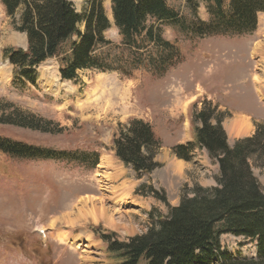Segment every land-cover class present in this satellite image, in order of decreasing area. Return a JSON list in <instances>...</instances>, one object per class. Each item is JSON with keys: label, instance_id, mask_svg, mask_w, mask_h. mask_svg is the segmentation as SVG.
Returning a JSON list of instances; mask_svg holds the SVG:
<instances>
[{"label": "rangeland", "instance_id": "obj_1", "mask_svg": "<svg viewBox=\"0 0 264 264\" xmlns=\"http://www.w3.org/2000/svg\"><path fill=\"white\" fill-rule=\"evenodd\" d=\"M68 1L78 14L87 9L88 0ZM165 2L187 21L209 19L204 3L192 9L186 0ZM102 6L110 21L104 38L118 45L110 0H102ZM20 12L10 18L0 4V100L48 123L50 132L0 125V136L39 149L95 152L98 164L91 168L88 162L19 160L0 154V264H118L94 229L113 232L124 241L147 231L150 211L156 217L177 206L168 194L172 188L180 194L194 186H216L215 160L208 157L205 164L200 149L188 162L171 151L175 144L193 140V127L199 123L191 122V113L200 109L202 100L226 115L221 124L225 134L227 124L243 113L251 131L255 122L264 123V100L258 98H263L264 80H253L264 70V14L258 15L255 31L245 36L192 37L168 23L158 24L162 38L174 43L180 55L178 64L162 76L140 70L128 79L117 72L82 71L76 81L66 82L52 59L36 69L37 80L30 84L15 82L2 55L6 48L27 47L25 35L14 29ZM133 118L147 122L160 141L153 159L158 167L149 174H136L114 156L112 139ZM229 138L231 146L236 139ZM174 161L182 164L178 172L170 166ZM252 173L264 190V167L252 164ZM141 186L163 192L166 202L136 194ZM220 247L232 259L257 257L254 241L226 232L220 235Z\"/></svg>", "mask_w": 264, "mask_h": 264}, {"label": "trees", "instance_id": "obj_2", "mask_svg": "<svg viewBox=\"0 0 264 264\" xmlns=\"http://www.w3.org/2000/svg\"><path fill=\"white\" fill-rule=\"evenodd\" d=\"M198 2L205 4L207 22L187 21L165 0H110L112 21L120 36L115 45L104 38L110 21L102 0H88L83 14L68 0H0L10 18L21 10L14 29L24 34L27 42L25 50L6 48L2 55L19 83L34 84L36 69L51 59L57 60L62 81L74 82L82 71L117 72L128 79L140 70L162 76L178 64L180 55L174 43L162 38L158 24L168 23L192 37L245 36L255 31L258 15L264 14V0H186L192 9ZM200 104V109L191 113V122L199 123L193 127L194 141L174 145L171 151L188 162L196 149H204L218 165L216 186H194L190 193L182 189L177 206L156 217L155 211H150L147 231L124 241L113 232L94 229L118 264H139L141 260L146 264H264V190L252 173V164L264 167V123H255L250 137L229 146L221 125L226 115L211 102L202 100ZM46 124L0 100V125L50 132ZM112 147L114 156L138 175L158 167L153 159L160 141L143 120H129L113 137ZM0 154L19 160L88 162L91 168L98 164L95 152L39 149L2 136ZM145 188H137L136 194L166 202L163 192ZM222 232L254 241L257 257L236 260L223 253Z\"/></svg>", "mask_w": 264, "mask_h": 264}, {"label": "bare ground", "instance_id": "obj_3", "mask_svg": "<svg viewBox=\"0 0 264 264\" xmlns=\"http://www.w3.org/2000/svg\"><path fill=\"white\" fill-rule=\"evenodd\" d=\"M253 80L257 84L262 83V81L264 80V70L261 72V74L255 75L253 77ZM226 128H227L228 133H229L230 136L236 137V136H246V135H248L250 133V131H251L252 126H251L250 122L247 119L237 117V118L232 119L231 122H229L227 124ZM172 165H173L174 171H177V172L180 170V168L182 166L181 162H178V161H174L172 163ZM105 221H106V219H105ZM109 222L111 224L113 223V220H111V217H109Z\"/></svg>", "mask_w": 264, "mask_h": 264}, {"label": "crops", "instance_id": "obj_4", "mask_svg": "<svg viewBox=\"0 0 264 264\" xmlns=\"http://www.w3.org/2000/svg\"><path fill=\"white\" fill-rule=\"evenodd\" d=\"M237 117H239V118H247L248 119V117L246 116V115H244V113L242 114V115H237ZM254 130L255 129H253L250 133H249V135L251 136L253 133H254ZM227 136L228 137H230L229 139H232V141L234 142L235 141V139L237 140L240 136H236V137H232V136H229L228 135V131H227ZM233 144V143H232ZM197 151H199L200 153H202V160H204L205 161V164H207L206 162H210V160H209V158H208V155H207V153L204 151V150H197ZM170 166L173 168V165H172V163L170 164ZM217 173V172H216ZM215 173V174H216ZM218 174V173H217ZM175 189V190H174ZM165 191H167V189H165ZM168 192V191H167ZM168 194H170L171 196H172V199L174 200V201H176L177 202V205H178V203H179V200H180V194H179V191H178V188H172L171 189V191L170 192H168Z\"/></svg>", "mask_w": 264, "mask_h": 264}]
</instances>
